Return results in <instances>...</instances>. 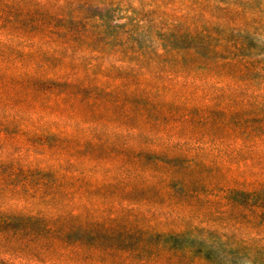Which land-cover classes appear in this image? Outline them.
Returning <instances> with one entry per match:
<instances>
[{
	"label": "trees",
	"instance_id": "obj_1",
	"mask_svg": "<svg viewBox=\"0 0 264 264\" xmlns=\"http://www.w3.org/2000/svg\"><path fill=\"white\" fill-rule=\"evenodd\" d=\"M89 1L93 0H86L85 4L94 3ZM42 6L41 2L33 0H0V37L22 40L27 44H34L42 38L43 43L53 46L54 50L65 47L80 49L81 52H88L95 39L103 38L105 31L98 30L100 27L89 18L48 16L42 13ZM74 7L78 8L76 4ZM173 35L176 40L197 42L202 39L193 50L187 51L195 58L202 48L216 50L223 45L220 41L217 47L213 46L215 39L208 33L202 36L187 33ZM5 44L0 51V84L5 88L19 86L23 90L24 86L23 92L40 94L41 102L50 108L51 100L63 104L77 90L81 96L85 94L82 99L85 106L92 109L111 104L119 110L126 124L102 130L112 138L107 147L116 157L117 182H95V173L90 175L85 170L71 172L65 164L75 165L72 162L75 154L69 156L71 161L66 162L64 153H59L51 162L49 160L54 153L48 152L43 155L42 164L29 163L19 167L16 163L12 164L9 158L0 161V200L6 205V208L0 206V264H133L135 259L140 264L149 263L147 261L180 264L182 258L196 255L201 257L200 262L210 261L211 257L204 256L207 249L196 251V239L190 234L158 231L159 226L168 222L169 216L163 212L157 219L149 218L144 208L151 207V202L124 199L118 210L116 206H106L103 201L100 205V198H95V194L116 184L117 188L129 194L149 189L162 198L169 196L176 200L175 196L180 192L175 188L178 183L181 188L187 187V197H198L200 194L191 190L190 184L204 180L202 174L206 169L230 170L235 164L263 165L264 158L259 150L264 145V107L258 97L240 93L228 99L224 88L212 87V92H209L208 88L196 85V81L190 83L193 89L191 86L178 96L179 88L160 84L164 72L156 71L157 81L151 84L146 81L147 73L135 67L126 70L128 77H124L122 70L115 76L104 75L106 79H113L108 86L99 82L97 76H94L96 82L93 79L91 82L82 81L78 74L68 76L49 72L48 66H44L40 73L19 72L9 68L8 63L13 59L7 55L12 49ZM38 47L36 50L42 51ZM169 52L155 53V56L164 62L169 59ZM174 52V64H171L166 74L168 77H165L172 81L181 76L171 72V68L185 60L179 50ZM214 64L215 68L224 65L222 62ZM174 73L176 76L170 78ZM141 76L143 79H140ZM171 94L178 96V102L169 99ZM195 102L198 104H191ZM158 106H168L174 111L163 117L164 126L170 122L177 124L169 140L163 134L165 129L154 130L160 126L157 122L149 130L142 127L149 117L147 110ZM181 107L182 113L179 112ZM159 109L156 108L157 113H160ZM0 114H3L2 110ZM131 120H137V124H128ZM7 121L0 124V132L10 129ZM94 125L89 130L100 131V125ZM193 126L200 127L202 134L191 130ZM32 136L44 141L55 138L62 150L78 139L65 132H52L46 136L34 133ZM103 139L96 138L88 143L101 146ZM96 162L110 166L101 158ZM99 163L93 169L99 167ZM263 186L260 184L254 190L237 189L236 192L246 198L252 197L255 203ZM230 192H235V189ZM89 196H93L94 200L88 202ZM254 206L264 209V198ZM17 207L24 208L26 212L15 214L6 210ZM144 248L152 251L148 255L151 259L147 261L141 258ZM193 260L194 264H198L196 259Z\"/></svg>",
	"mask_w": 264,
	"mask_h": 264
},
{
	"label": "rangeland",
	"instance_id": "obj_2",
	"mask_svg": "<svg viewBox=\"0 0 264 264\" xmlns=\"http://www.w3.org/2000/svg\"><path fill=\"white\" fill-rule=\"evenodd\" d=\"M33 1L41 2V11L48 16L89 18L100 27L98 30L105 33L103 38L92 42L88 52H81L80 49L69 50L65 47L54 50L53 46L43 43L42 38L34 44H27L28 42L22 40L2 36L0 51L4 49L3 43L12 49L7 55L13 59L8 63L11 69L40 73L44 66H48L49 72L68 76L78 74L82 81L93 79L96 82L94 76H97L99 82L107 86L113 79H106L105 76H115L119 70H122L124 77H128L126 70L135 67L136 70L147 73L145 80L151 84L157 81L155 72L160 70L164 72L160 84L176 86L180 89L178 96H182L191 86L193 89L190 83L196 81V85L208 88L206 90L209 92H212V87L224 88L228 99H233L240 93L247 97L257 96V100L264 107V0H93L89 1L94 2L91 5L85 4L86 0ZM46 2L49 4L45 5ZM74 4L78 8H75ZM175 33L194 36L208 33L215 39L213 46L217 47L220 41L223 45L216 50L212 47L202 48L195 58L187 51L193 50L202 39L197 42L176 40L173 35ZM37 46L41 47L42 51L36 50ZM166 50L171 51L168 60L163 62L156 58L155 53H163ZM175 50H179L185 60L171 68V72L181 76L172 81L165 77H168L166 74L171 64H174L172 55ZM214 62H222L224 65L215 68ZM173 76L176 74L170 78ZM140 79H143L142 76ZM23 90L19 86L5 88L0 84V98L10 99L0 100V110L3 111V114H0V124L8 120L10 128L6 132H0V161L9 158L12 164L16 163L19 167L29 163L42 164L43 155L48 152L54 153L49 160L51 162L59 153H64L63 159L66 162L71 161L69 156L75 154L72 158L75 165L64 163L68 170L79 173L85 170L90 175L95 173V182H117L119 173L115 170L116 157L107 147V142L112 138L102 131H108L114 125L126 124L115 106L102 104L88 108L82 102L85 94L81 96L79 91L75 90V97L63 104H56V100H51L50 108L41 102L40 94L33 91L26 94ZM178 96L171 94L169 99L178 102ZM200 103L202 104L201 100ZM191 104L197 105L198 102ZM158 107L160 113L156 112ZM158 107L147 110L149 117L142 127L149 130L150 126L157 122L160 128L156 127L154 130L165 129L163 134L169 140L173 137L177 124L170 122L164 126L163 117L169 111H176L175 105L174 111L168 106ZM179 112H183L182 107ZM94 124L100 125V131L89 130ZM128 124L135 126L137 120H131ZM191 130L202 134L200 127ZM52 132L71 133L78 139L62 150L55 138L44 141L43 138L32 136L34 133L46 136ZM96 138H104L103 145H91L90 141H95ZM259 152L264 158V145ZM100 158L108 161L110 166L108 163L105 166L103 162H96ZM98 163L100 166L93 169ZM202 176H205L204 180L190 184V189L200 194L198 197H187V187L181 188L176 183L175 188L180 191L175 196L176 200L169 196L162 198L149 189L129 194L122 188H117L116 184L100 193L97 192L95 198H100V205L103 201L106 206H116L118 210L121 200L124 199L151 202L153 205L146 206L144 213H149V218L153 219L159 218L165 212L166 216H169L168 222L159 226L158 231L188 233L196 239V251L207 249L208 252H205L204 256L211 257L210 261H201L202 263L199 255L182 258L180 264H194L193 259H196L198 264H264V215H260L264 209L254 206L264 198V186L259 187L261 194L255 203L252 197L246 198L236 192L237 189L254 190L258 185L264 184V164H235L230 170L219 171L206 169ZM232 189H235V192H230ZM93 198L89 196L88 202L93 201ZM2 202L0 200V206L6 208ZM160 207L164 209H159ZM6 210L15 214L26 212L20 207ZM143 252V260L151 259L148 256L151 250L144 248ZM137 261L138 259L132 260V263L140 264Z\"/></svg>",
	"mask_w": 264,
	"mask_h": 264
}]
</instances>
